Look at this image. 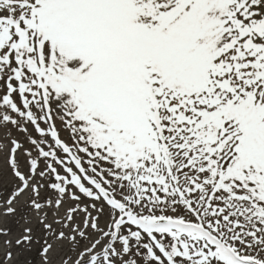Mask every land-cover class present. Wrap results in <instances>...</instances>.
<instances>
[{
    "label": "snow or ice",
    "instance_id": "6c2138e0",
    "mask_svg": "<svg viewBox=\"0 0 264 264\" xmlns=\"http://www.w3.org/2000/svg\"><path fill=\"white\" fill-rule=\"evenodd\" d=\"M0 264H264V0H0Z\"/></svg>",
    "mask_w": 264,
    "mask_h": 264
}]
</instances>
